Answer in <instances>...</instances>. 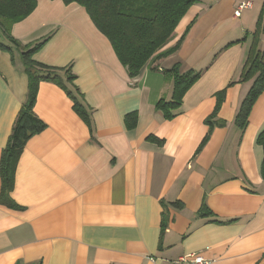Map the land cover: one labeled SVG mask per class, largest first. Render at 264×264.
<instances>
[{"label":"crops","instance_id":"0c3cea01","mask_svg":"<svg viewBox=\"0 0 264 264\" xmlns=\"http://www.w3.org/2000/svg\"><path fill=\"white\" fill-rule=\"evenodd\" d=\"M37 1L12 35L24 44L50 37L34 57L72 64L91 125L64 89L40 83L34 111L47 128L28 141L18 162L11 197L19 207L0 202V264H183L180 257L191 252L209 264H264V152L257 143L264 91L244 132L235 124L253 83L239 79L257 23L254 1L195 3L164 47L183 37L180 48L134 79L83 6ZM243 1L252 6L237 16ZM176 61L201 76L166 119L156 104L172 98L173 82L162 69ZM224 88L216 125L197 153ZM27 95L19 52L13 62L0 49V160ZM133 111L138 124L128 130L124 118ZM177 200L184 208L173 206ZM203 203L214 216L198 214Z\"/></svg>","mask_w":264,"mask_h":264},{"label":"trees","instance_id":"16d2710c","mask_svg":"<svg viewBox=\"0 0 264 264\" xmlns=\"http://www.w3.org/2000/svg\"><path fill=\"white\" fill-rule=\"evenodd\" d=\"M66 4L76 2L83 6L92 21L111 42L114 51L126 68L131 79L140 75L142 70L155 58H165L174 54L181 46L183 37L168 48L164 47L172 40L175 28L189 8L200 0H63ZM37 0H0V49L9 53L15 62V53L19 52L24 72L28 77V95L22 104L8 143L2 151L0 160V177L2 194L0 202L10 208L19 206L11 197L15 187V176L18 162L28 141L43 132L47 124L34 111L40 83L50 81L62 89L74 102L75 111L91 125L90 112L84 95L75 84L77 78L72 64L54 66L35 59L49 40V36L27 44L22 43L12 35L15 23L26 19L37 7ZM264 34V4L258 16L256 28L251 34L252 42L239 81L253 80V83L243 98L235 117L236 127L244 132L248 126L254 104L264 91V49L260 48V36ZM157 68L158 67H153ZM161 69V68H159ZM166 81L173 82L171 99L161 97L156 104V110L161 111L166 119L175 117L182 106L186 92L200 78L201 72L193 69L183 70L182 63L176 61L170 68L162 69ZM232 81L229 85L234 84ZM227 89L216 93V105L205 122L209 130L197 148L202 150L208 141ZM124 122L128 130H133L138 124V113H127ZM148 140L163 144L164 139L149 135ZM257 143L264 152V129L257 136ZM260 173L264 179V156L260 165ZM177 209L184 208V203L177 200L172 203ZM198 214L214 216L212 210L203 203ZM163 227L167 218L163 219Z\"/></svg>","mask_w":264,"mask_h":264},{"label":"built area","instance_id":"2783aa9c","mask_svg":"<svg viewBox=\"0 0 264 264\" xmlns=\"http://www.w3.org/2000/svg\"><path fill=\"white\" fill-rule=\"evenodd\" d=\"M251 1H243L238 5L236 15L239 16L243 9L251 8ZM180 261L183 264H209V261L201 254L197 252H191L180 257Z\"/></svg>","mask_w":264,"mask_h":264},{"label":"rangeland","instance_id":"374dc122","mask_svg":"<svg viewBox=\"0 0 264 264\" xmlns=\"http://www.w3.org/2000/svg\"><path fill=\"white\" fill-rule=\"evenodd\" d=\"M252 1H254V7H253L252 14H253L254 19L257 20L259 14L261 13V10L263 8V1L264 0H252ZM246 12H248V11H246V10L241 11V13H246ZM261 35H263V34H261Z\"/></svg>","mask_w":264,"mask_h":264}]
</instances>
